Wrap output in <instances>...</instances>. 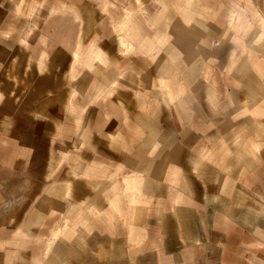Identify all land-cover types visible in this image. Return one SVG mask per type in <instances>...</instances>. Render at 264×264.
Instances as JSON below:
<instances>
[{
    "label": "crops",
    "instance_id": "crops-1",
    "mask_svg": "<svg viewBox=\"0 0 264 264\" xmlns=\"http://www.w3.org/2000/svg\"><path fill=\"white\" fill-rule=\"evenodd\" d=\"M264 0H0V264H261Z\"/></svg>",
    "mask_w": 264,
    "mask_h": 264
},
{
    "label": "rangeland",
    "instance_id": "rangeland-1",
    "mask_svg": "<svg viewBox=\"0 0 264 264\" xmlns=\"http://www.w3.org/2000/svg\"><path fill=\"white\" fill-rule=\"evenodd\" d=\"M138 264H146V263L142 262V263H138ZM202 264H205V263L203 262ZM261 264H264V261L261 260Z\"/></svg>",
    "mask_w": 264,
    "mask_h": 264
}]
</instances>
